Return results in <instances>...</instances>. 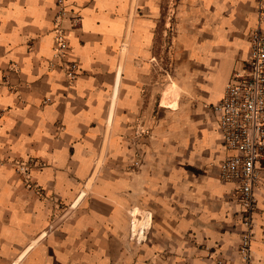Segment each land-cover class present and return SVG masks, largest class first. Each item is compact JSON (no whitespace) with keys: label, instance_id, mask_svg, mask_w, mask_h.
<instances>
[{"label":"crops","instance_id":"1","mask_svg":"<svg viewBox=\"0 0 264 264\" xmlns=\"http://www.w3.org/2000/svg\"><path fill=\"white\" fill-rule=\"evenodd\" d=\"M56 1L0 0V264H240L211 106L264 0H65L74 82L50 66ZM255 197L264 264V174Z\"/></svg>","mask_w":264,"mask_h":264},{"label":"built area","instance_id":"2","mask_svg":"<svg viewBox=\"0 0 264 264\" xmlns=\"http://www.w3.org/2000/svg\"><path fill=\"white\" fill-rule=\"evenodd\" d=\"M79 22L80 16L68 8L65 0L56 1L50 66L63 71L71 82L79 76V67L69 58L68 33ZM211 111L225 151L218 163L219 177L235 185L242 212L240 264H252L255 189L264 174V31L259 26L249 34V52L243 67L232 73L222 98L211 106ZM16 172L29 183L30 161L17 162Z\"/></svg>","mask_w":264,"mask_h":264},{"label":"rangeland","instance_id":"3","mask_svg":"<svg viewBox=\"0 0 264 264\" xmlns=\"http://www.w3.org/2000/svg\"><path fill=\"white\" fill-rule=\"evenodd\" d=\"M135 228H137L136 226H134ZM144 228L147 230V226H139V228L138 229H140V239L142 240V239H145L146 240V236H144L143 237V230H144Z\"/></svg>","mask_w":264,"mask_h":264}]
</instances>
